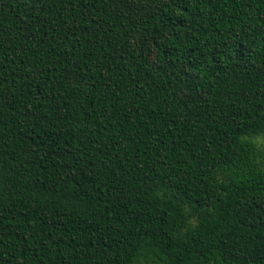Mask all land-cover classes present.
I'll return each mask as SVG.
<instances>
[{"label":"trees","instance_id":"obj_1","mask_svg":"<svg viewBox=\"0 0 264 264\" xmlns=\"http://www.w3.org/2000/svg\"><path fill=\"white\" fill-rule=\"evenodd\" d=\"M0 264H264V0H0Z\"/></svg>","mask_w":264,"mask_h":264}]
</instances>
